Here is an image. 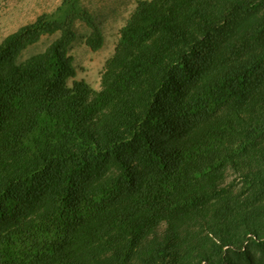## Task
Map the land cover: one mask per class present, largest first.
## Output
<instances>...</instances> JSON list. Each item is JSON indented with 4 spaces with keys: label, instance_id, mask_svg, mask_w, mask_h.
I'll return each instance as SVG.
<instances>
[{
    "label": "trees",
    "instance_id": "trees-1",
    "mask_svg": "<svg viewBox=\"0 0 264 264\" xmlns=\"http://www.w3.org/2000/svg\"><path fill=\"white\" fill-rule=\"evenodd\" d=\"M76 23L0 40V264H264V0H137L99 88Z\"/></svg>",
    "mask_w": 264,
    "mask_h": 264
},
{
    "label": "rangeland",
    "instance_id": "rangeland-1",
    "mask_svg": "<svg viewBox=\"0 0 264 264\" xmlns=\"http://www.w3.org/2000/svg\"><path fill=\"white\" fill-rule=\"evenodd\" d=\"M60 2L61 0H0V40L18 26L32 21L37 15L51 12ZM136 2L137 0H81L94 15L104 41L99 49L91 50L82 38L88 33V27L76 23L78 37L71 49L76 67L73 79H83L92 87L99 88L100 71L106 59L113 53L119 28L134 9ZM56 37L57 34L42 36L23 56L43 50ZM73 79H70L69 83ZM230 178L229 175L228 179Z\"/></svg>",
    "mask_w": 264,
    "mask_h": 264
}]
</instances>
